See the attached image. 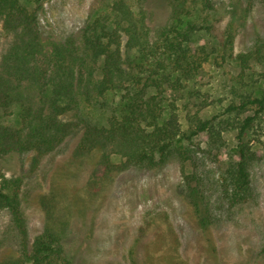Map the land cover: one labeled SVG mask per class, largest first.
I'll return each mask as SVG.
<instances>
[{
  "label": "trees",
  "instance_id": "trees-1",
  "mask_svg": "<svg viewBox=\"0 0 264 264\" xmlns=\"http://www.w3.org/2000/svg\"><path fill=\"white\" fill-rule=\"evenodd\" d=\"M45 1L0 0V25L12 38L0 58V213L9 212L20 248L19 256L0 264H72L65 231L52 218L29 237L20 202L23 178L8 175L6 168L15 156L30 153L37 162L54 153L69 132L71 124L63 120L67 114L82 126L79 150L98 152L102 177L111 169L156 170L173 158L197 164L209 152L195 141L203 138L212 147H223V134L230 132L233 145L215 183L218 202L231 210L252 199L249 166L255 153L250 139H258L254 126L264 114V88L259 97L232 89L222 118L188 114L187 127L176 104L215 51H221L214 57L218 65L229 66L233 59V68L249 69L252 56L234 54L231 36H219L207 22L222 4L167 0L168 21L151 38L144 0H138V9L129 0H108L79 33L66 36L43 29ZM195 11L200 20H188ZM198 33L207 34L202 44L193 38ZM133 50L142 64L127 56ZM9 113L12 122L5 120ZM260 256L264 264V241Z\"/></svg>",
  "mask_w": 264,
  "mask_h": 264
},
{
  "label": "rangeland",
  "instance_id": "rangeland-1",
  "mask_svg": "<svg viewBox=\"0 0 264 264\" xmlns=\"http://www.w3.org/2000/svg\"><path fill=\"white\" fill-rule=\"evenodd\" d=\"M129 1L138 9V0ZM216 1L224 7L210 13L207 22H212L219 36H231L234 54H248L252 60L249 69L241 72L233 68V59L229 66L218 65L214 57L221 51H215L201 74L188 81L176 99L185 127L188 114L205 120L222 118L220 113L233 99L232 89L259 97L264 88V69L260 67V63L264 64V50L259 51L264 43V1ZM107 3L108 0H46L40 23L45 32L58 36L76 34ZM144 3L152 38L168 21V1ZM197 11L188 20L199 21ZM193 38L202 44L207 34L198 33ZM11 40L0 25V58ZM126 54L135 64H142L136 50ZM17 112L14 110L13 116ZM5 120L12 122L11 113ZM63 120L71 126L54 153L37 162L29 153L6 163L12 173L8 175L23 178L20 202L30 238L49 225L52 218L65 231L64 243L72 264L261 263L264 114L254 126L258 139H250L255 153L249 166L252 199L231 210L218 202L215 183L233 145L232 133L223 134V147H212L203 138L195 141L196 146L209 152L197 164L173 158L156 170L111 169L102 177L97 171L98 152L79 150L81 124L71 114L63 116ZM19 252V235L9 212L4 210L0 213V261L17 257Z\"/></svg>",
  "mask_w": 264,
  "mask_h": 264
}]
</instances>
